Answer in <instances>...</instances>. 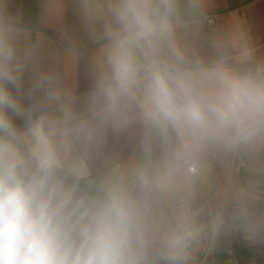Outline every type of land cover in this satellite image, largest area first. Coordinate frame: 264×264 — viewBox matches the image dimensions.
<instances>
[{
	"label": "clouds",
	"instance_id": "9594fccd",
	"mask_svg": "<svg viewBox=\"0 0 264 264\" xmlns=\"http://www.w3.org/2000/svg\"><path fill=\"white\" fill-rule=\"evenodd\" d=\"M227 0H0V264L264 255V43Z\"/></svg>",
	"mask_w": 264,
	"mask_h": 264
},
{
	"label": "crops",
	"instance_id": "0c3cea01",
	"mask_svg": "<svg viewBox=\"0 0 264 264\" xmlns=\"http://www.w3.org/2000/svg\"><path fill=\"white\" fill-rule=\"evenodd\" d=\"M27 15H35L38 0H22ZM210 27L223 28L229 21L244 20L257 43H264V0H227L226 7L218 10L210 17ZM234 252L225 249L215 258L209 257L204 264H230L236 260L238 264H262L264 255L255 256L254 251L240 245H234ZM230 259V260H229Z\"/></svg>",
	"mask_w": 264,
	"mask_h": 264
},
{
	"label": "built area",
	"instance_id": "2783aa9c",
	"mask_svg": "<svg viewBox=\"0 0 264 264\" xmlns=\"http://www.w3.org/2000/svg\"><path fill=\"white\" fill-rule=\"evenodd\" d=\"M230 264H238V262L236 260H230Z\"/></svg>",
	"mask_w": 264,
	"mask_h": 264
},
{
	"label": "trees",
	"instance_id": "16d2710c",
	"mask_svg": "<svg viewBox=\"0 0 264 264\" xmlns=\"http://www.w3.org/2000/svg\"><path fill=\"white\" fill-rule=\"evenodd\" d=\"M262 264H264V261H262Z\"/></svg>",
	"mask_w": 264,
	"mask_h": 264
}]
</instances>
